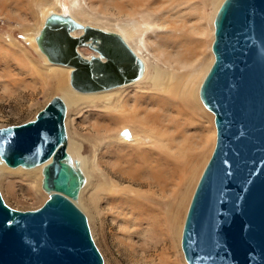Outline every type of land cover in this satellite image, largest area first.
Returning <instances> with one entry per match:
<instances>
[{"label": "water", "instance_id": "water-1", "mask_svg": "<svg viewBox=\"0 0 264 264\" xmlns=\"http://www.w3.org/2000/svg\"><path fill=\"white\" fill-rule=\"evenodd\" d=\"M213 26V60L199 95L214 113L216 138L191 195L181 247L189 264H264V0H222ZM36 41L51 62L72 65L69 83L77 90L111 88L143 72L118 32L67 13L50 12ZM83 45L98 55H83ZM66 109L55 94L32 118L0 126V159L23 167L47 161L41 187L48 193L31 209L10 206L0 193V264H104L74 201L84 174L66 150Z\"/></svg>", "mask_w": 264, "mask_h": 264}, {"label": "rangeland", "instance_id": "rangeland-1", "mask_svg": "<svg viewBox=\"0 0 264 264\" xmlns=\"http://www.w3.org/2000/svg\"><path fill=\"white\" fill-rule=\"evenodd\" d=\"M221 1L0 0V126L16 124L30 119L53 95L58 94L61 96L60 92L53 91L49 87L53 85V82L46 78V69L51 63L41 57L34 40L48 13L71 14L84 24L113 30L118 33L124 32L125 35H128V31H130L132 37H129V43L133 44L135 41L143 43L147 47V53L144 52V54L146 53L147 56L149 54L148 57L151 63L154 62L156 53L161 55V52H163V47L160 48V44L163 45L164 42L167 44V49L176 52V48H173L176 43L171 44L168 41L169 37L166 38L165 36H177L179 31L165 33L167 29L163 27L168 25V21L179 22L175 25L182 24V33L187 36L182 39L183 43L187 41L183 51L187 56L192 57L194 68L199 72L203 69L204 73L205 68L211 64L213 58L211 51L214 36L213 16ZM162 25L163 27H161ZM80 47L79 51L81 50L83 54L93 51L89 46ZM179 50H182V48ZM69 74L66 77V84L70 87ZM197 77H199V74H197ZM141 81H143V78L132 84L112 88L108 93L117 99H121L124 95L131 96L133 92L138 91L137 86ZM119 105L120 103L118 107ZM203 111L206 115L200 114L199 119H192L196 122L201 121L202 126L200 128H202L203 133L207 128L208 132L213 133L214 137L201 150L203 154L198 153L200 156L196 157L195 165L197 167L194 168L196 171L193 172V178H191L192 180H186L180 190L183 194L181 198H185L182 205L179 202L177 215L182 225L195 185L215 143L214 132L216 130L213 114L206 108H203ZM120 112L122 111L107 109L100 105L77 104L67 106L65 127L69 148H77L76 152H72L74 158L85 161L86 170L90 174L89 181L96 183L98 187L94 193L95 195L93 194L91 197H89L87 190L84 191L80 195L77 205L87 217L91 235L103 256L104 264H144L132 260L130 256L131 252L134 253L139 247L132 249L130 242L123 240L126 226H131L121 221L126 215H124L126 209L122 210L121 205L117 203V198H126L127 200L129 195H126L130 191L129 187H127L128 189L125 190L124 194L118 193V195L112 192L113 188L111 187L113 183L118 184L119 188L130 185L127 180L120 179V181L118 179L116 166L112 165L111 159L114 150L120 153L117 160L121 164L129 165L130 163H138L141 160L140 152L131 147L133 145L124 144L117 139L119 137L118 133L123 128H127L130 133L129 136L135 137V135L138 136V129L135 128L134 130L130 124L117 122L109 129L105 128L99 132L97 131V128L100 127L99 124L108 125L113 120V116H122ZM94 125L96 129L93 130L92 126ZM195 128V125L190 126L189 133L198 135L200 132ZM195 137L197 138V136ZM197 141H199V138H197ZM194 142H196L195 139ZM120 146H124V149H120ZM187 147L184 149L186 153L197 149H192L191 146ZM193 147H196V145ZM153 150L155 149L153 148ZM94 167L95 170L93 171ZM9 170L0 171V193L4 201L18 209H31L41 205L48 196L40 185L41 170H38L39 175L37 174L34 179L27 169ZM130 187L137 189L136 184ZM119 206L121 209H119ZM141 238L149 246H147L148 249L151 247V251L154 250L155 241L156 243L159 242L158 245L161 244L159 233L158 235H151L148 231L143 230ZM142 240L140 241L142 242ZM137 241V238H135L131 242L136 246ZM137 255L140 256V254ZM173 257H177V264H187L180 247V237L177 251L175 255H172ZM155 259L157 258L155 257L153 260ZM148 264H151V262Z\"/></svg>", "mask_w": 264, "mask_h": 264}, {"label": "bare ground", "instance_id": "bare-ground-1", "mask_svg": "<svg viewBox=\"0 0 264 264\" xmlns=\"http://www.w3.org/2000/svg\"><path fill=\"white\" fill-rule=\"evenodd\" d=\"M75 19L78 20L76 17ZM176 23L179 24V22L176 21H168V25H164L165 27L162 25L161 27L167 29L165 30V33L179 31V35L177 36H165L166 38L169 37L168 41L171 44L176 43V46L173 48H176L175 50L177 53L173 50L167 49V44L164 42L163 45L160 44V48L163 47V52H161V55H157L156 53V58L153 63L150 62L148 57L149 54L148 56L146 55L147 47L143 43H140L139 41H135L133 44L129 43L128 39L129 37H132L130 31H128L129 36L125 35L124 32L119 33L131 49H133V51L142 59L143 72L141 76L134 80L111 88L93 91L77 90L71 85L69 87L66 84V77L67 74L70 73L72 65L51 62L40 49L36 41V36L34 39L36 48L39 50L41 57L47 59L51 63L46 69V78H49L51 82H53V85H50L49 87L51 90L61 93V97L68 107L77 104H89L93 106L100 105L107 109L122 111L120 112L122 116H113V120L110 121L108 125L99 124L100 127L97 128L98 132L101 129H109L117 122L130 124L134 130L135 128L138 129V136L135 135V137L123 135L121 131L118 133L119 137H117V139L124 144L133 145L131 147L136 148L135 150L140 152L141 160L138 163H130L129 165L121 164L117 160L120 153L114 150V155L111 156V159L113 162L112 165L116 166L118 179L127 180L130 185L119 188L118 184L113 183L111 184V187L113 188L112 192L117 195L118 193L124 194L125 190L128 189L127 187H129L130 191H128V194L126 195H129L127 200L126 198H117V203L118 205H121L122 210L126 209L124 210L126 211L125 213L122 211L124 215H126H123L124 217L121 221L131 226H126V233L123 234V240L125 242H130L131 247H133L132 249L139 247L134 253H132L130 249V256L132 260L144 264L150 262L151 264H177V257L172 258V255H175L177 251L179 237L181 247L180 234L183 225L180 220H178L177 215L179 212V202H181L182 205V201L185 198H181L183 194L180 190L186 180H192L191 178H193V172L196 171L194 168L197 167L195 162L200 156L198 153H202L203 151L201 152V150H203V147L208 142H211L214 137L212 132H208L209 130H207V128L203 133L202 128H200L202 126L201 121L198 120V122H196L192 119H199L200 114L206 115L203 108H206L211 112L214 117L213 111L204 105L199 95L200 84L210 64L205 68L204 73L203 69L199 72L194 68L192 57L187 56L183 51V47L187 41L183 43L182 39L187 36L182 33V24L175 25ZM73 31H71L73 34H79L82 31V28L74 29ZM83 46L85 47L88 45ZM79 48L81 47L79 46ZM180 48H182V50H179ZM93 51L83 54L80 50V52L87 57L91 54L98 55L97 51ZM144 52L146 53L144 54ZM39 73L41 74V72ZM197 74H199V77H197ZM142 78L143 81L137 86L139 88L138 91L133 92L131 96L124 95L121 99H117L108 93L112 88L132 84ZM119 103L120 105L118 107ZM192 125H195L197 130H199L200 133L198 135L195 132L196 135L189 133L190 126ZM92 127L93 130L94 128L96 129L95 125ZM214 134L216 138V131ZM195 136L199 138V141H197ZM194 139L196 142L193 143ZM193 144L196 145V147H193ZM187 146H191L192 149H197L186 153L184 149ZM150 147H153L155 150ZM121 148L124 149V146H120V149ZM66 150L70 154L72 162L78 165L84 174V181L79 189L77 198L74 200L77 204L80 195L84 191L87 190L89 197H91L97 191L98 187L96 186V183L89 181L90 174L86 170L85 161L74 158L72 152H76L77 148H69L68 140L66 141ZM46 162L47 161H43L31 167H23L21 165L9 166L0 159V171L5 169H27L30 176L34 179L40 169L42 179V167ZM94 170L95 167L93 168V171ZM134 184L137 185V189H132L130 187L134 186ZM104 186L107 188L106 185ZM121 207L119 209H121ZM143 230L148 231L151 235L160 234L161 244L158 245L157 243L159 242L157 241L156 243L155 241L153 251H151V247L149 249L147 248L148 245H146L141 238ZM155 230L158 233H156ZM135 238L138 240L136 246L131 242ZM140 240H142V242ZM136 253L140 254V256ZM153 257H156L157 259L153 260ZM184 260L186 261L185 257ZM186 263L189 264L187 261Z\"/></svg>", "mask_w": 264, "mask_h": 264}]
</instances>
